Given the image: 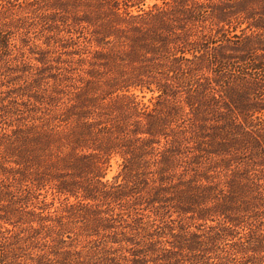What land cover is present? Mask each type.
Segmentation results:
<instances>
[{"label":"rangeland","instance_id":"374dc122","mask_svg":"<svg viewBox=\"0 0 264 264\" xmlns=\"http://www.w3.org/2000/svg\"><path fill=\"white\" fill-rule=\"evenodd\" d=\"M31 16L0 7V264H264V154L244 133L242 145L219 143L223 136L208 118L211 95H223L220 77L203 59L194 60L196 73L186 79H167L151 63L144 70L121 64V73L102 66L106 55L83 38L57 35ZM118 73L141 85L115 91L119 79L110 78ZM155 82L170 84L167 96L157 97ZM228 93L241 101L243 85L235 81ZM189 94L198 109L182 113ZM89 97L88 109L101 107L89 120L103 130L84 134L76 113ZM165 110L172 116L162 118ZM66 114L70 119L60 121ZM48 125L73 131L75 144L64 140L63 153L51 150L62 157L69 145L83 146L79 169L30 151L33 131ZM150 128L154 136L135 139ZM94 146L110 196L91 200L82 195L98 188L86 166L96 164L86 148ZM36 162L41 173L25 174L40 176V185L28 190L19 171ZM61 181L76 196L58 193Z\"/></svg>","mask_w":264,"mask_h":264},{"label":"trees","instance_id":"16d2710c","mask_svg":"<svg viewBox=\"0 0 264 264\" xmlns=\"http://www.w3.org/2000/svg\"><path fill=\"white\" fill-rule=\"evenodd\" d=\"M0 7H16L22 17L32 15L31 17L38 19V23L47 25L50 31L55 29L57 35L64 33L69 38H83L89 46L95 48V52L106 55L107 60L102 66L115 65L121 73V64L138 63L141 70H144L146 64L151 63L150 68L160 70L156 72L167 76V79L181 76L186 79L187 76L194 77L196 73L195 66L191 65L194 60L203 59L208 68L220 77L216 82L223 92V95L218 94V98L211 95L214 113L208 118L215 131L223 136L224 142L219 143L234 141L242 145L245 140H241L238 134L244 133L247 139L250 137L249 142L264 154V0H0ZM244 22L247 25L241 27ZM167 72H174L179 76H168ZM122 76L123 74L118 73V76L110 78L115 82L119 79L118 82L122 83L111 85L117 86L115 91L129 92L131 87L135 88L140 84L138 80L123 79ZM196 79L197 77L195 83ZM235 81L243 85L241 101H234L228 95ZM165 83L155 82V90L159 93L157 97L168 95L167 88L170 84ZM194 97L192 94L187 95L185 104L179 107L182 113H187L185 106L198 109ZM70 101L67 98L66 101L59 102L64 107ZM91 102L92 98L85 99L82 111L76 113L77 122L84 134H92V126H95L97 132L103 130L102 127H97L100 124L98 120H89L92 114L101 113L96 111L101 109L99 105L96 110L88 109L90 105H94ZM160 112H163L161 117L164 119L172 116L167 110ZM156 113L159 114V111L156 110ZM69 119L68 116V119L60 121L66 123ZM58 127L59 125H48L45 129L34 128L35 137L34 142L32 140L33 143L29 145L30 151L50 152L49 155L57 158L56 160L60 159L61 162L74 166V169H79L76 161L82 159L83 146L69 145L68 152L62 157L51 150L54 147L63 153V148L67 146H60L62 141L67 140L73 144L76 142L71 137L73 131L65 133ZM142 133L154 136L150 128L148 131H136L134 134L138 136L135 139L141 138L139 135ZM109 137L111 142L119 143L112 133ZM86 148H92L91 154L96 160V164L89 161L86 166L92 169V178H97L94 185L98 188L84 189L82 196L91 200H96L99 196H110L105 184L99 180L102 175L98 165L103 161L96 150L101 149L95 146ZM38 156L40 155H32V160ZM14 162L21 164L20 161ZM37 162L19 171L23 172L21 179L26 182L28 190L40 185V176L31 180L25 174L31 168L34 173L40 174L41 167ZM124 167L131 168L127 164ZM69 186L66 181H61L56 186V191L76 196V191ZM37 220H40L42 226L46 219L39 215Z\"/></svg>","mask_w":264,"mask_h":264}]
</instances>
